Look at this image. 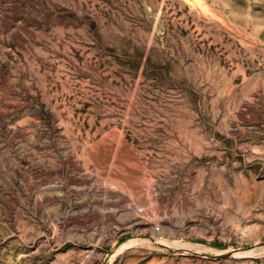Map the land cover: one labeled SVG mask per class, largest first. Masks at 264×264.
Returning a JSON list of instances; mask_svg holds the SVG:
<instances>
[{
  "label": "rangeland",
  "instance_id": "1",
  "mask_svg": "<svg viewBox=\"0 0 264 264\" xmlns=\"http://www.w3.org/2000/svg\"><path fill=\"white\" fill-rule=\"evenodd\" d=\"M0 264H264V0H0Z\"/></svg>",
  "mask_w": 264,
  "mask_h": 264
},
{
  "label": "bare ground",
  "instance_id": "2",
  "mask_svg": "<svg viewBox=\"0 0 264 264\" xmlns=\"http://www.w3.org/2000/svg\"><path fill=\"white\" fill-rule=\"evenodd\" d=\"M138 241V240H137ZM140 241V240H139ZM170 245V244H169ZM178 249H183V250H187V251H190V250H192V247H190V246H183V245H177L176 246ZM174 248H175V246H174Z\"/></svg>",
  "mask_w": 264,
  "mask_h": 264
}]
</instances>
